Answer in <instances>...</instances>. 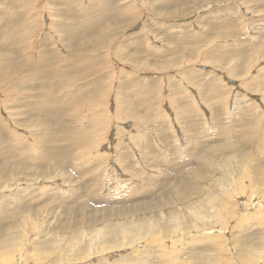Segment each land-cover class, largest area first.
I'll return each mask as SVG.
<instances>
[{
	"label": "rangeland",
	"instance_id": "374dc122",
	"mask_svg": "<svg viewBox=\"0 0 264 264\" xmlns=\"http://www.w3.org/2000/svg\"><path fill=\"white\" fill-rule=\"evenodd\" d=\"M263 259L264 0H0V264Z\"/></svg>",
	"mask_w": 264,
	"mask_h": 264
},
{
	"label": "bare ground",
	"instance_id": "6f19581e",
	"mask_svg": "<svg viewBox=\"0 0 264 264\" xmlns=\"http://www.w3.org/2000/svg\"><path fill=\"white\" fill-rule=\"evenodd\" d=\"M67 1V0H66ZM86 1V0H85ZM93 3V2H92ZM85 5V4H84ZM50 6V5H49ZM84 8V7H83ZM52 10V9H51ZM86 16V15H85ZM27 22V21H26ZM25 23V22H24ZM124 24V23H123ZM123 24H122V26H123ZM120 25V24H119ZM110 26V25H109ZM108 26V27H109ZM113 26V25H112ZM22 27V26H21ZM25 28H26V26H25ZM24 28V29H25ZM114 28V27H113ZM116 28V27H115ZM28 29V28H27ZM112 30V29H111ZM108 31H110V30H108ZM104 33V32H103ZM117 34V33H116ZM106 38V37H105ZM94 39V38H93ZM95 40H96V37H95ZM94 40V41H95ZM100 40V39H99ZM87 43H88V41H87ZM100 43V42H99ZM22 44V43H21ZM88 48V47H87ZM195 54V53H194ZM28 58V57H27ZM188 80V79H187ZM88 87H89V85H88ZM82 88V87H81ZM101 98H103V97H101ZM146 98V97H145ZM103 100V99H102ZM81 103V102H80ZM136 104V103H135ZM137 105V104H136ZM92 107V106H91ZM137 107V106H136ZM143 107V106H142ZM199 111V110H198ZM217 111V110H216ZM195 114V113H194ZM127 115V114H126ZM211 118H213V117H211ZM68 119V118H67ZM80 120V119H79ZM121 121V120H120ZM228 122V121H227ZM218 124H219V122H218ZM233 124V123H232ZM84 125V124H83ZM145 128V127H144ZM211 128V127H210ZM216 128V127H215ZM52 132V131H51ZM206 134V133H205ZM249 135V134H248ZM218 138V137H217ZM135 140V139H134ZM212 140V139H211ZM219 145V144H218ZM225 145V144H224ZM245 145V144H244ZM77 147H78V145H77ZM250 147V146H249ZM73 149V148H72ZM91 150V149H90ZM229 151V150H228ZM84 152V151H83ZM210 152V151H209ZM214 152V151H213ZM40 154V153H39ZM192 156V155H191ZM190 156V157H191ZM205 156V155H204ZM233 156V155H232ZM237 158V157H236ZM211 159V158H210ZM178 161V160H177ZM212 161V160H211ZM190 162V161H189ZM228 163V162H227ZM70 164V163H69ZM74 164V163H73ZM225 164V163H224ZM223 166V165H222ZM187 168V167H186ZM196 168V167H195ZM223 168V167H222ZM188 169V168H187ZM197 169V168H196ZM199 169V168H198ZM201 171V170H200ZM262 171V170H261ZM194 172V171H193ZM202 172V171H201ZM196 173V172H195ZM199 173V172H198ZM207 173H208V171H207ZM221 173V172H220ZM219 173V174H220ZM124 175V174H123ZM224 176V175H223ZM194 177V176H193ZM202 177V176H201ZM204 177H205V175H204ZM80 178V177H79ZM183 178V177H182ZM199 178V177H198ZM72 180V179H71ZM183 180V179H182ZM188 180V179H187ZM196 181V180H195ZM184 182V181H183ZM183 184V183H182ZM200 184V183H199ZM187 185H189V181H188V184ZM103 187V186H102ZM187 188V187H186ZM185 188V189H186ZM232 188V187H231ZM183 189V188H182ZM263 189V188H262ZM180 190V189H179ZM197 190V189H196ZM186 191H188V188H187V190ZM186 191H184V192H186ZM238 192V191H237ZM247 193V192H246ZM200 195V194H199ZM77 197V196H76ZM75 199V198H74ZM117 199V198H116ZM240 200V199H239ZM184 201V200H183ZM248 201V200H247ZM234 203H235V201H234ZM242 203V202H241ZM80 204V203H79ZM107 204V203H106ZM212 204V203H211ZM222 204V203H221ZM228 204V203H227ZM112 205V204H111ZM255 205V204H254ZM101 206V205H100ZM215 206V205H214ZM71 207V206H70ZM253 207V206H252ZM190 209V208H189ZM249 210V209H248ZM206 211V210H205ZM143 213V212H142ZM194 213V212H193ZM41 214V213H40ZM72 214V213H71ZM208 214V213H207ZM179 215V214H178ZM40 216V215H39ZM243 216V215H242ZM246 217V216H245ZM235 218V217H234ZM37 222V221H36ZM75 222V221H74ZM139 222V221H138ZM34 224V223H33ZM32 228V227H31ZM66 229H67V227H66ZM162 230V229H161ZM235 230V229H234ZM242 230H244V228L242 229ZM30 231V230H29ZM60 231V230H59ZM154 232V231H153ZM160 232V231H159ZM242 232V231H241ZM207 234V233H206ZM67 235V234H66ZM150 235V234H149ZM155 235V234H154ZM160 236V235H159ZM208 236V235H207ZM212 236V235H211ZM32 237V236H31ZM262 237V236H261ZM180 239V238H179ZM183 239V238H182ZM195 239V238H194ZM152 241L154 240V239H151ZM104 241V240H103ZM129 241V240H128ZM135 241V240H134ZM156 241V240H155ZM155 241H153L152 243H151V245L152 246H154L155 245ZM160 241V240H159ZM176 241V240H175ZM182 241V240H181ZM36 242V241H35ZM120 242V241H119ZM124 243V242H123ZM147 243L149 244L150 242L149 241H147ZM178 243V242H177ZM156 244L159 246L160 244H159V242H156ZM114 245V244H113ZM164 245V244H163ZM181 245V244H180ZM162 246V245H161ZM163 247V246H162ZM174 247V246H173ZM178 247V246H177ZM113 248V247H112ZM115 249V248H114ZM177 249V248H176ZM175 249V250H176ZM41 250V249H40ZM260 250V249H259ZM9 251V250H8ZM140 251H142V249L140 250ZM177 251V250H176ZM257 251V250H256ZM82 252V251H81ZM143 252V251H142ZM169 252V251H168ZM179 252V251H178ZM134 253H139V251L138 250H134ZM174 253V252H173ZM170 254V253H169ZM3 255V254H2ZM17 255V254H16ZM140 255V254H139ZM175 255V254H174ZM165 256V255H164ZM169 256V255H168ZM11 257H12V255L9 257V259H11ZM136 257H138V255L136 256ZM4 258V257H3ZM176 258H178V257H176ZM237 258V257H236ZM15 259V258H14ZM13 259V260H14ZM17 259V258H16ZM5 260V259H4ZM13 260H10V261H13ZM49 260V259H48ZM90 260V259H89ZM173 260V257H170L168 260H167V262H171ZM264 260V259H263ZM6 261V260H5ZM4 261V262H5ZM7 261H9V260H7ZM16 262V261H15ZM19 262H20V259H19ZM59 262V261H58ZM57 262V263H58ZM205 262V261H204ZM9 263V262H8ZM11 263V262H10ZM12 263H14V262H12ZM18 263V262H17ZM180 264V263H179Z\"/></svg>",
	"mask_w": 264,
	"mask_h": 264
}]
</instances>
